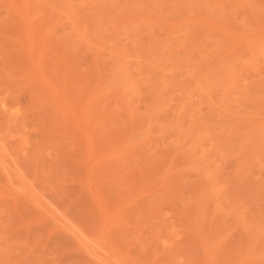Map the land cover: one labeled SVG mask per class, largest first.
<instances>
[{"label": "rangeland", "instance_id": "374dc122", "mask_svg": "<svg viewBox=\"0 0 264 264\" xmlns=\"http://www.w3.org/2000/svg\"><path fill=\"white\" fill-rule=\"evenodd\" d=\"M0 141V264H264V0H0Z\"/></svg>", "mask_w": 264, "mask_h": 264}, {"label": "bare ground", "instance_id": "6f19581e", "mask_svg": "<svg viewBox=\"0 0 264 264\" xmlns=\"http://www.w3.org/2000/svg\"><path fill=\"white\" fill-rule=\"evenodd\" d=\"M20 7V6H19ZM28 22V21H26ZM29 23V22H28ZM33 40V39H32ZM32 44V43H31ZM3 103V102H1ZM3 106V105H2ZM14 113V112H12ZM13 115V114H12ZM3 138V137H2ZM1 138V139H2ZM1 142V141H0ZM4 144V143H3ZM22 148V147H21ZM24 148V147H23ZM2 149V148H1ZM6 149V148H5ZM8 149V148H7ZM3 150V149H2ZM22 150V149H21ZM10 152V151H9ZM13 156V155H12ZM9 159V158H8ZM5 160L0 158V163L3 164L2 166H5V168L8 170V171H11L13 172L14 174H18V170H17V167L14 166V165H11V166H6V163L4 162ZM7 161V160H6ZM9 162V161H8ZM4 171V170H3ZM11 175V174H10ZM19 175V174H18ZM23 175V174H22ZM17 176V175H16ZM21 177V175H20ZM20 179V178H19ZM23 179V177H22ZM28 180V179H27ZM17 181V180H16ZM19 181V180H18ZM17 181V183H18ZM21 182V181H20ZM24 182V180H23ZM16 184V183H15ZM27 184V183H26ZM14 186V185H13ZM20 185H18L17 187H19ZM29 186V185H28ZM22 189V187H21ZM32 191V190H31ZM23 192V191H22ZM24 193V192H23ZM21 194V193H20ZM33 195V194H32ZM35 195V194H34ZM31 196V195H30ZM37 198V197H36ZM35 200V199H34ZM45 208V207H44ZM45 210V209H44ZM46 211V210H45ZM44 214V213H43ZM49 215V214H48ZM54 215V214H53ZM56 216V215H55ZM57 218V217H56ZM59 216H58V220H59ZM57 220V221H58ZM60 222V220H59ZM75 226V225H74ZM71 229V231L73 232V235L79 239L80 243L82 244V246L88 251V253L94 257L96 260H98L100 263L102 264H110L109 263V260L108 259V256L106 255V251H101L100 247H96L95 245H93V242H92V239L90 237H88V235L84 234L81 229L78 230V228H73V227H69ZM71 232V233H72ZM97 262V261H96Z\"/></svg>", "mask_w": 264, "mask_h": 264}]
</instances>
